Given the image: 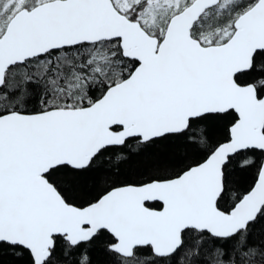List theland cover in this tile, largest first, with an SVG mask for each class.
<instances>
[{
  "label": "snow or ice",
  "instance_id": "6c2138e0",
  "mask_svg": "<svg viewBox=\"0 0 264 264\" xmlns=\"http://www.w3.org/2000/svg\"><path fill=\"white\" fill-rule=\"evenodd\" d=\"M233 114L213 143L207 122ZM169 141L200 158L74 202ZM258 153L264 0H0V253L91 264L107 232L117 264H264ZM238 158L255 179L229 205Z\"/></svg>",
  "mask_w": 264,
  "mask_h": 264
},
{
  "label": "trees",
  "instance_id": "16d2710c",
  "mask_svg": "<svg viewBox=\"0 0 264 264\" xmlns=\"http://www.w3.org/2000/svg\"><path fill=\"white\" fill-rule=\"evenodd\" d=\"M234 118L235 114L226 119L207 122L208 135L213 143L223 141L226 138V128L230 127ZM199 158L198 153L184 147L179 141H169L149 146L139 154L134 155L115 174L107 167H102L98 172L86 177L74 190V202L77 204L86 203L88 200L94 199L104 188L109 187L111 184L120 186L125 182L147 179L151 175L173 176ZM239 159L233 161L230 168L233 192L229 196V205L234 195L245 192L255 179V168H242ZM255 159L263 160L264 155L258 153ZM105 180L107 183L104 182ZM111 239V235L105 232L88 246L91 264H117V258L107 250V245ZM251 240L253 243L264 241V221L257 222L251 234ZM0 261L3 264H24L22 258L12 256L7 251L0 253Z\"/></svg>",
  "mask_w": 264,
  "mask_h": 264
},
{
  "label": "water",
  "instance_id": "95a60500",
  "mask_svg": "<svg viewBox=\"0 0 264 264\" xmlns=\"http://www.w3.org/2000/svg\"><path fill=\"white\" fill-rule=\"evenodd\" d=\"M264 160V159H263Z\"/></svg>",
  "mask_w": 264,
  "mask_h": 264
}]
</instances>
